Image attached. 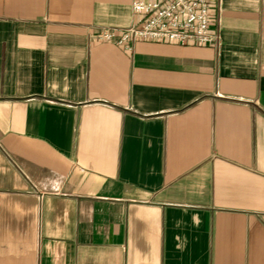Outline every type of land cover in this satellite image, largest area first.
I'll return each instance as SVG.
<instances>
[{"label":"crops","instance_id":"1","mask_svg":"<svg viewBox=\"0 0 264 264\" xmlns=\"http://www.w3.org/2000/svg\"><path fill=\"white\" fill-rule=\"evenodd\" d=\"M131 0H0V264H264V0L215 44L98 38Z\"/></svg>","mask_w":264,"mask_h":264},{"label":"built area","instance_id":"2","mask_svg":"<svg viewBox=\"0 0 264 264\" xmlns=\"http://www.w3.org/2000/svg\"><path fill=\"white\" fill-rule=\"evenodd\" d=\"M212 0H131V9L139 23L122 28H105L98 35L129 47L137 39L215 44L219 35L210 30Z\"/></svg>","mask_w":264,"mask_h":264}]
</instances>
